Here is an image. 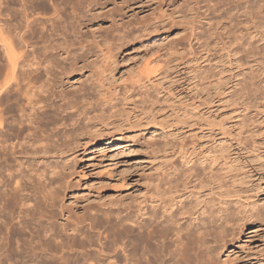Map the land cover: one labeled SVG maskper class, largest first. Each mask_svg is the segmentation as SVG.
<instances>
[{
  "label": "bare ground",
  "instance_id": "obj_1",
  "mask_svg": "<svg viewBox=\"0 0 264 264\" xmlns=\"http://www.w3.org/2000/svg\"><path fill=\"white\" fill-rule=\"evenodd\" d=\"M61 1L65 3L62 2V4ZM223 1L225 2L226 0ZM116 2V0H0V222L4 220L2 224H4L5 229L3 230L8 228V231L1 230L0 232L11 233L12 230L9 231V229L15 230L16 228L14 227L16 226L10 228L9 226L15 225L13 224L15 221V223H18L17 227L22 226L23 231L26 229V233L30 234L31 238L29 237L26 242H23L24 240L22 242L26 243L28 247L31 245L32 247L36 246L37 243H45L47 246L39 245L42 248L41 251L46 248L45 253H49L50 251H46L51 250V248L53 250L54 247L52 246H55L60 236L62 238V234L59 236V230L57 231L59 226L56 225V222L53 224V222L49 221L51 218L56 217L58 211L60 213L58 215H61V218L69 214V212L65 211L66 209L64 210L60 206L64 198L73 194L70 191L73 188L72 182L69 181L72 171L69 172V170L73 167L68 165L67 154L71 151L74 152L75 149L81 146H91L94 149H100L102 146V151L103 147L122 142L123 132H127L132 128L136 129L134 128L136 123L138 124L140 121L145 123L143 124L144 127L154 125V127L147 129V131L153 130L159 123L156 122L158 120L156 116L162 113V107L159 109L155 107L145 108L143 106L140 110L139 105H143V103L137 105L139 106L137 108L139 110H137L136 106L133 108L136 104L133 101L135 104L132 108H128V106V109L119 112V114L116 113L117 115L110 113L111 116L108 115L109 117H106L105 112L100 116L97 114L98 121L92 127H88V129L90 128L88 132L90 135L84 139V145H82V139H79V134L81 133L76 132L82 128L83 122L88 119L89 110H84L85 106L82 108V103L87 95L90 94L93 85L91 87L87 86L85 82L78 84L79 80L74 83L75 79L73 80V78H76L77 72L82 75V69H87L88 67H92V70L95 68L98 70L99 77L106 78L108 76L106 74L110 72L106 73L104 69L107 68L104 65L109 67L116 62L113 61L116 50H113L112 46L115 48L117 42L112 41L116 42L112 45L109 38L115 37L117 41L121 42L136 35L134 34L135 31L133 35L132 31H129L130 27L126 26L128 23L125 24V31L117 29L116 25H113L116 20L112 27L109 26L104 32L106 35L104 33H96L97 27L96 30L94 29L95 31L91 29L92 27H89L91 29V31L89 29L91 37L83 32L85 28L88 29L87 24L94 21L95 12H103L102 9H105V4L115 5L113 9L111 8L112 10L110 9L112 14L109 12L112 15L109 16H115L116 14L113 13H117L116 10L120 8L117 9L118 6L116 7V5L118 2ZM229 2V5L232 4L231 11L234 14V17H232L233 21H230L231 25L227 24L229 19H225L224 15L222 17H224L226 23L221 18L220 13L223 11L217 14L215 9H213L214 13L217 14L216 16L220 17V20L218 19L219 21L215 22L216 25L214 24L216 29H209L207 26L210 23H207L206 29H209L207 30L209 36L208 39L203 40L202 48L204 47L205 54L210 52V48L213 47V50L215 48L219 49L218 53H221V57H233L232 61L223 65L221 72H225L227 67L230 68V71L232 67H236V70L239 69L244 72L242 76L248 80L243 79L239 74L237 77L239 79L241 77L240 81H236L238 83L235 82L233 86H227L223 80V75H221L219 80L211 82L213 86H208L210 91L206 92L207 96L205 95L204 101L209 103V105L216 101V103H223L228 97H237L236 99H239L238 96L240 94L244 95L246 93L244 95L246 96L245 98L240 96L244 100L241 102L240 100L239 102L237 101L238 104L236 106L245 108L246 112L248 109L256 111L257 113L255 112V114H258L259 121L253 120L261 124L258 126L261 127L263 125L262 128L260 131L249 128L248 131L244 127L246 122L242 121L243 127L248 131V133L246 132L247 136L244 135L245 137H243L242 134H234L235 130L233 131V128L229 126L230 124L227 125L228 123L223 118L226 116H223L218 121L215 118L218 115L215 114V117H213V115L209 114L207 116V114L205 115V113H201L198 110L200 108H198V105H191L190 103V105L186 104V106L184 104V107L180 108L181 110L177 108L178 110H176L177 112L173 118L167 122L164 120L161 123L167 126L162 125L161 127L165 126L168 129H172L175 124L178 126L179 123L181 126L179 125L175 132L173 130L167 134L166 138L168 140L164 145L153 144V150L151 149V173L148 175L150 177L148 182L145 181L143 183V185L145 183L146 185L144 189L139 191V196L133 199V208H127L122 205L121 208L116 210L117 212H113L112 208L104 206L100 209L94 210V208H91L89 211L84 210L81 216L78 213L76 220L79 224L87 223L88 218L91 219L90 222L95 220L93 223H96L97 220V223L105 222L103 224L108 226L104 227L99 233L101 238H95L96 235L94 237L92 234H86L85 240L82 237L81 242L84 240L83 249L80 246L82 250L87 248L84 251L86 255L84 254V258L81 256V259L79 257L75 258V260L69 258L72 262L69 261L70 263L68 262L67 264H219L222 262L221 256L227 254L228 251L234 252L232 248L235 246L236 239L248 233H255L257 230L253 229V225L256 223L257 226V224L264 221V206L260 204L258 193L256 189L254 190L256 182L264 181V47L260 52L257 50L258 45L264 44V0H229ZM146 3L145 0H120L118 4H141L142 6V4L145 5ZM227 3L226 1L225 4L227 5ZM217 5L219 7L220 4L217 3ZM97 9L101 10L96 11ZM125 9L129 11L132 9L133 11L132 6L127 5ZM218 9L216 8V10ZM221 9L223 10L224 7H221ZM213 10L211 9L209 13H213ZM109 13L107 11L106 15ZM119 13L121 14V12ZM229 13L228 16H233V14ZM103 16L101 15V17ZM109 16H107L108 19L110 18ZM228 16L226 18H229ZM121 19L122 17L119 20L121 21ZM216 19L215 21H217ZM207 20L210 22L214 21L211 18ZM146 27H149V25L146 24ZM98 29L100 31L101 27ZM150 30L152 29L149 28V31L144 33H149ZM155 30L157 29L152 32L155 33ZM214 30H217L220 35ZM222 32L225 37H223ZM214 33H217L216 37ZM196 40L200 42L199 39ZM108 41L111 44L108 45L112 49L107 48L108 50L105 51ZM118 46L117 44L116 47ZM122 46L123 44L119 47L122 48ZM120 48L119 51H121ZM240 53L248 56V60L242 61L241 58H237ZM99 58H101V61L97 62ZM163 73L166 74V72ZM109 75L111 76V73ZM142 76H138L141 80H138L137 77L136 82L138 84L147 77L143 76L145 78H142ZM163 76L161 74V78ZM204 76L201 78H204ZM104 78L103 80L105 81ZM98 79L96 80L97 86L94 84L96 86L94 90H98L99 87H105L101 84L103 81H98ZM204 81H207V79ZM150 82L149 79L147 83ZM242 82L243 84L246 82L245 86ZM199 85L196 86L199 87ZM202 86L201 84L200 89H202ZM143 87L146 90V87ZM202 90L200 94L204 91ZM99 91L98 95H100ZM141 91L143 95V88ZM101 94L103 97V92ZM168 94L170 95V92ZM145 95L146 93L142 98ZM129 97L131 99V96ZM149 101L153 103L152 99ZM85 103L89 105L88 103L90 102L86 100ZM94 104L96 103L94 102ZM153 104L156 105L155 102ZM153 104L152 106H155ZM228 108L230 109V107ZM245 110H243L244 114L246 113ZM136 113H140V118H137ZM231 113L233 112L231 111ZM235 113L238 114L239 111ZM253 117L251 116V119ZM231 121H233V117ZM248 123H252V121H248ZM161 124L159 123L158 126ZM239 124L237 123V125ZM197 125L200 130L205 127L208 131L194 133L193 128ZM248 125V127L251 126L250 124ZM159 130L163 132V129ZM186 130H192L191 133L193 135L191 134L190 138L193 137L194 139L197 137L201 140H199L200 143H188L186 135L189 132H186ZM236 131L238 132V129ZM71 132L78 133L79 138H73L77 134L72 137ZM82 134V137L87 136V132L85 136L84 133ZM204 140L206 142H203ZM113 196L108 195L107 199ZM93 210L96 211L95 214H102L105 218L101 217V215H98L99 217L93 215ZM47 215L51 218L46 220L44 218ZM67 217L68 223H65L66 225L68 224L67 226L70 225L69 223H77L69 222L68 219L71 216ZM100 218H103L104 221H101L102 219L100 220ZM15 219H17V222ZM70 221L72 220L70 219ZM78 223L76 225L72 224L75 227L71 226L72 229H68V231L73 233L81 230L82 228ZM91 225L89 224V227ZM77 226L81 229H78ZM90 231H92L91 228L89 233H91ZM50 232L52 233L50 234L51 237L48 236L49 239L46 240L44 238L45 233ZM2 233L0 234L1 236ZM78 234L81 235L80 233ZM74 237L75 239L77 238L75 235ZM14 239L16 240L15 237L7 240L10 243L12 241V245L13 242L16 245L18 242L16 243ZM65 241L62 242V246L63 243H66ZM77 241L81 243L79 239ZM23 243L21 244L19 241L18 246H25L26 244L23 245ZM7 244L9 243H6V246ZM81 244L83 245V243ZM59 245H57L58 248ZM61 245L60 248H62ZM3 246L0 248L1 250L6 247L3 248ZM18 246L15 250H21V247L18 248ZM48 246L50 249L47 250ZM72 246L71 250L74 249V246ZM26 247L24 248L26 249ZM64 247L63 251L66 250ZM33 249L36 250L37 248L33 247L31 249L30 247L31 251ZM30 250L28 251L30 252ZM54 250H56V246ZM21 251L23 252V249ZM37 251H32L31 256H34L33 254ZM28 253L25 254L26 256L24 255L27 259L29 258ZM37 255L40 258L41 254L37 253L33 258L34 260L35 257H38ZM24 256L22 255V257ZM55 256L50 255V259L55 258ZM64 256L67 258L66 253ZM12 257L9 256L10 259ZM22 257L20 258L22 259ZM65 257L63 258L66 259ZM15 258L18 259L19 257ZM39 258H37L38 262L41 260ZM27 259L25 261H22L23 259L21 261L20 259H18L19 261L14 260L12 264H39L44 261L42 259L38 263L36 260L33 261L32 258V260L29 258L30 261ZM50 259L48 256L46 259L47 263H45L49 264ZM60 259H56L58 263H61ZM63 261L65 262V260ZM228 261L230 262L231 260L229 259ZM223 262L225 264V260Z\"/></svg>",
  "mask_w": 264,
  "mask_h": 264
},
{
  "label": "rangeland",
  "instance_id": "obj_2",
  "mask_svg": "<svg viewBox=\"0 0 264 264\" xmlns=\"http://www.w3.org/2000/svg\"><path fill=\"white\" fill-rule=\"evenodd\" d=\"M116 1L118 3H120V0H116ZM205 1H207V2H205ZM226 1L228 2L227 5L225 4ZM226 1L224 2L223 0H221V1L220 0H204V1L203 0H147L146 1L145 0V2H147L148 4L147 3L145 5L142 4V6H141V4L140 5L139 4H126V5L122 4V5H120L116 2L117 3L116 7L118 6L117 9L119 7L122 8L121 10H120V8L118 10H116L117 13L121 12V14L119 13L120 15L118 14L119 16L117 15L116 12L113 11L114 12L113 14H116L115 15L116 17L115 16L111 17L112 16L111 10L115 6L114 4H105L106 7H105V9H102L103 12H101V11L95 12L96 14H95L94 21H91V23L89 22V24H87L88 29L85 28L86 31L83 30V32L86 33L88 36L91 35V34H89V29L91 27H92L91 28L92 30H94V29L96 30V27H97L98 31L96 30V33L98 32L99 34H102L107 30V28H109V26L112 27V24L114 23L115 20H116L115 24H113V25H116L117 29H119L120 31H125V28H126L125 24L128 23V25L129 24L130 25L129 26L126 25V26L128 28L130 27L129 28L130 30L129 29L128 30L132 31L131 32L132 35H133L134 31L135 32L137 31V32L136 33L134 32V34H136V35H133V36H135V37L131 36L132 38L130 37V39H128L126 41L119 42V41H117V39L115 37L109 38V41L111 40L110 43L112 45H114L117 42L115 44L116 49L114 48V46H112L113 50H116V52L114 54V60H113L114 62L115 61L117 62V63L115 62L117 65L115 63L113 64L116 67L111 65V66H109L110 67L109 68V67L104 65V67L107 68L108 71H107V69H104V70L106 71V73L110 72L111 76L109 75L110 73H107L106 75H108L109 77L108 76L106 78H104L102 76L99 77L100 75H98V72H97L98 70H96L95 68H93L94 70H92L91 69L92 67L91 68L88 67L87 69H82V72L79 70L82 73V75H80V73L77 72L76 78H73V80L75 79V81H73L74 83H76L79 80L78 84H80L81 82L82 83L85 82V84H87V86L89 85L91 87L93 85L91 87L93 89L90 90L89 95L91 97L89 95H87L85 100H83L84 101L82 103L83 106L81 105L82 108L85 106V108H83L84 110L85 109L89 110V116H88V119H86L83 122V125H82L83 130L81 128L80 130L76 131L78 133H81V134H79L80 138L78 137V133H76V132H74V133L71 132V134H72L71 136L73 137L75 134H77L73 138L82 139V145H84V142H85L84 139H86L88 137V135H90V133H88L90 128L88 129V127H92L93 124L96 121H98V119H97L98 117H96V116H98V115L100 116L104 112H105L104 114L106 117L111 116V114H113V113H114V115H117V114H119V112H122L125 109L132 108V106L135 103L136 104L133 106V108L136 106L135 108L137 109L140 106V110L143 108V106L145 108L155 107V108H159V109L162 107L161 108L162 113H159L158 116H156L158 119L156 122H159L160 124L163 123L164 120H165V122H167L169 119L173 118L175 113L177 112L176 110L184 107V104L186 106V104L190 103L191 105L192 104L196 105V106L198 105V108L200 107L198 110L201 113H205V115L207 114V116H209V114L213 115V117H215V114L218 115L215 117V118H217L218 121H219V119H222L223 116H226L223 118L228 123L227 125L230 124L229 126L231 128H233L232 130L233 131L235 130L234 134H242L243 137H245V136H247L249 128H251L252 130H259L260 131V129L262 128L263 125L260 127L258 125H261V124L259 122L255 121V120L259 121L258 114L257 115L255 114L256 111L248 109L249 112L248 111L246 112L245 108H243V107L238 108V106H236L238 104L237 101L239 102V100H240V102H241L244 100L243 97L244 98L246 97V96H244L246 93L244 94L242 92L244 95L240 94V96H243L242 99L240 96H238L239 99H236L237 97H234V98L228 97L224 100V102H223L224 104L219 103V102L216 103L217 102L216 101L215 103H213V104L210 103V105H209V103L204 101L205 95L207 96L208 91H210L209 87L213 86L212 83L216 80H219L221 75H223V80L227 84V86L228 85L229 86L235 85V82L236 81L239 82L241 77L245 80H248L246 77L242 76V74L244 75V72H241V70H239V69L236 70V67H232V69H234L233 72H232V69L230 71V68H228V67L226 68L225 72H223V73L221 72V68L223 67V65L226 62L232 61L233 57H230V58L221 57L220 56L221 53L220 54L218 53L219 49L215 48V50H213L214 49L213 47L210 48V52L205 54L204 47L202 48V46H203L202 44L204 43L203 40L205 41L206 39H208V36H209L207 30H209L211 28L216 29V28H214V27H216L215 22H218L220 20V17L218 18V16H216L218 14V12L220 13L223 11L222 13H220L221 18L223 19L224 22L226 21V20H224V17H225V19H229V21L227 20L228 21L227 24L229 23L231 25L230 21H233L232 17H234L233 12L231 11L232 4L229 5V3H230L229 0H226ZM62 2L65 3L64 1H61V3ZM217 3L220 4L219 7H217L218 6ZM51 4H53V3H51ZM223 4H224V6H222ZM127 5L132 6L133 11H132V9L130 11L126 10L125 7H127ZM221 7L222 8L224 7V9L222 10ZM209 8H211L212 10L215 9L216 12L213 10V13L215 12L217 14L209 13V12H211L210 11L211 9H209ZM216 8H219L218 10H220V9L221 10L218 11V10H216ZM98 10H101V9H97L96 11H98ZM124 10H126V11L124 12ZM226 10H228L227 14H226ZM107 11H108V13L111 11L110 12L111 14L109 13L108 15H106ZM230 11H231V13H229ZM122 12H123V14H122ZM228 13L231 15L233 14V16H230V15L228 16ZM98 14H100V15H98ZM103 14H104V16H103ZM225 14L229 18H226L227 16ZM101 15L103 17H101ZM109 15H111V16H109ZM130 15H132V17H130ZM204 15H205V17H204ZM223 15H224V17H222ZM107 16H109L111 19L110 18L108 19ZM123 16H124V18H123ZM118 17H120V18L122 17L121 21L119 20L120 18H118ZM210 18H211V20L214 19V21H212L213 23L210 22L209 20H207ZM215 19L217 21H215ZM208 22L210 23V25H208L209 24ZM116 23H118L120 25H118ZM149 23H151V24H149ZM146 24H148L149 27H146ZM143 25L145 28L143 27ZM206 26L209 29L208 28L206 29ZM99 27H101L100 31L98 29ZM131 27H132V29H131ZM152 27H154V28H152ZM203 27H205V28H203ZM149 28L152 29L149 32L151 35L148 32H146V34L144 33L145 31H149ZM91 29H90V31H91ZM154 29H157V30H155V33L152 32V31H154ZM214 31L220 35V33L217 30H214ZM217 33L216 34L214 33V36L217 35ZM147 34H149V35H147ZM199 34H200V36H199ZM222 35H223V37H225L223 32H222ZM136 36H137V39H136ZM138 37L139 38L141 37L140 40H142V41H140ZM112 39H114V40H112ZM134 39H136V40H134ZM196 39H199L200 42H198ZM109 41L107 43L108 47L105 45L106 46L105 51H107L108 49H112ZM112 41H116V42H112ZM124 43H125V45H124ZM108 44H110V45H108ZM117 44L119 46L123 44L122 48H120L119 46L116 47ZM104 47H103V49H105ZM263 47H264V44L258 45V49H257L258 52H260ZM119 48L121 51H119ZM117 49H118V52H117ZM237 58H241L242 61L248 60V56H246L243 53L238 54ZM99 60L101 61V58L97 59V62ZM118 62H119V64H118ZM227 70H228V72H227ZM142 72H143V74H142ZM163 72H166V74ZM229 72H231L232 74L231 73L228 74ZM194 73H195V75H194ZM95 74L98 76H96ZM161 74L164 75L162 78H161ZM204 74L206 77L204 76ZM90 75L91 76L93 75L94 77L93 76L91 77ZM142 75L145 77L147 76L146 78H148V79H146ZM237 75L241 76L240 79H239V77H237ZM138 76H140V77L142 76V78H145V79H142V81H140L139 84L136 82ZM197 76H198V78H197ZM203 76L205 79L201 78ZM89 77L92 79H90ZM95 77H97V78H95ZM140 77H138V80L140 79ZM236 77H237V79H236ZM103 78L105 79V81L103 80ZM216 78H218V79H216ZM97 79H98V81H103L101 84L103 86H105L104 88L99 87L98 90H94L95 89L94 87L97 86V84H96ZM149 79L151 82L147 83V81ZM206 79H207V81H204ZM106 80L108 81V83ZM109 80H111L110 83H109ZM229 80H231V81L228 82ZM98 81H97V83H98ZM158 81H160V82L162 81V82L160 83ZM238 82H236V83H238ZM94 84H96V86ZM201 84L203 85L202 89L204 91L202 89H200ZM242 84H243V82H242ZM245 84H246V82H244L243 85L245 86ZM196 85L197 86L199 85V87H197ZM243 85H241V86H243ZM143 86L146 87V90L144 89ZM142 88L144 91L143 93L144 94L146 93L145 97H143V98H142V96H144V94L142 95V93H141ZM103 89H104V91H103ZM201 90L203 92H201V94H200ZM98 91L100 92L99 93L100 95H98ZM139 91H140L141 96H139L140 95ZM102 92H103V97L101 94ZM169 92H170V95L168 94ZM125 94H127L126 97H125ZM172 94L174 97L172 96ZM129 96H131V99H129L130 98ZM99 98H100V100H98ZM151 99H152L153 103L154 102L156 103V105L151 103V101H149ZM86 100L88 102H90V103H88L89 105H87V103H85ZM141 100H142V102H141ZM94 102L96 104H94ZM104 102H105V104H104ZM140 103H143V105ZM233 103L235 106L233 105ZM84 104H86L87 106ZM90 104H91V106H90ZM152 104L155 106H152ZM206 104H208V105H206ZM214 104H215V106L213 107ZM221 104H223V105H221ZM137 105H139V106H137ZM226 105L228 107H230V109ZM86 107H88V108H86ZM221 107H223V108L225 107V108L223 109ZM233 107H235V108H233ZM159 109H156V110H159ZM210 109H212L214 111H212ZM137 110H139V109H137ZM174 110H175V112L173 113ZM243 110H245V112H246L245 114H244ZM109 111H111V112H109ZM231 111L236 116L233 113H231V114H233L234 116L233 115L230 116ZM238 111H239V113H238ZM235 112H237L238 114H236ZM252 112H254V113H252ZM221 114H223V115L221 116ZM228 114H230V115H228ZM253 114H255V115H253ZM139 115H140V113L137 114V116H138L137 118H140ZM248 115H251L252 117L253 116L254 117L251 119V116H248ZM232 117H233V121H231ZM240 117H242L241 118L242 120L239 119ZM245 117H247V118H245ZM224 119H223V121H225ZM253 119H255V120H253ZM139 121H140V119H139ZM242 121H244V123L246 122L245 125L247 127L249 126L248 124H250L251 126L247 128L244 124L241 123ZM248 121L249 122L252 121V123H248ZM253 121H255V122H253ZM141 122H142V124H141ZM159 123H157V126H155L156 127L155 129H153V130L151 129V130L147 131V129L154 127V125H147V126L145 125L146 127H144L143 124H145V123L143 121H140V123L139 122H138V124L136 123V127H134L136 129L132 128L131 130H129L127 132H123L122 142H119L117 144L115 143V144L107 146V147H103L102 151H101L102 146L100 149H98V148L94 149V147H91V146H88V147L81 146L80 148L75 149L74 152L71 151L73 153L69 152V154H67L68 155L67 161L69 160L68 165H70V167H73V168H70V170H69V172L72 170L71 175L69 174L70 175L69 181L72 182L71 184H72L73 188H71L70 191L73 192V194L72 195L70 194L66 198H64L62 200L63 204L61 202L60 206L62 207V209H64V210L66 209L65 211L69 212V214H66V217L71 216L70 219L72 221H70V219H68L69 222H74V223L77 222L76 219L78 218V213H80L79 215L81 216L82 211H84V210L89 211V210H91V208H94V210H95V209H100V208H103L104 206H106V207H110V209L112 208L111 210L113 212H117L116 210L121 208L122 205H124V207H127V208H129V207L133 208V206H134L133 205V201H134L133 199L134 198L136 199L139 196L138 195L139 191L144 189V187L146 185V183L144 185H143V183L145 181L148 182V179L150 177L148 175H150V173H151L153 144L159 143L161 145H164L168 140V138H166L167 134L173 130L175 132L176 128L179 127V125H180V123L178 124V126H177V124H175L176 126L174 125V128L168 129L165 126L161 127L162 125H166V124H161V125H159L160 126L159 127L158 126ZM237 123L238 124L240 123L241 125L240 124L237 125ZM253 123H255V124H253ZM243 125L248 131L243 127ZM84 127H85V130H84ZM203 128H205V127H203ZM203 128L200 130V127L198 128V125L195 126L193 128L194 133H198V131L199 132H207L208 131L207 128H205V129H203ZM159 129H163V132H161ZM236 129H238V132L236 131ZM191 131L192 130H189V131L186 130V132H189L186 135V137L188 138L186 141L188 143H195V142L200 143L201 140L199 138H197V137H195L194 139H193V137L190 138L193 135L191 133ZM241 131H243V132L241 133ZM86 132H87V136L82 137L83 136L82 133H84V136H85ZM73 138H71V139H73ZM203 142H206V141L204 140ZM73 149H74V147H73ZM104 151H106V152H104ZM72 154L73 155L75 154V155L73 156ZM258 183L259 182H256V187H254V190L256 189V192L258 193L257 196L260 200V204L262 206H264V199H263L264 198V194H263L264 193V190H263L264 189V181L262 180V181H260L259 184ZM257 187H259V188H257ZM257 189H258V191H257ZM259 189H261V190H259ZM114 194H115V196H113ZM108 195L113 196V197H109L113 201L109 198H108L109 200L107 199ZM102 199H103V201H102ZM261 201H263V202H261ZM105 203L106 204L108 203V205H106ZM94 210H93L94 214L93 213L92 214L95 216H98L99 213L95 214L96 211H94ZM58 214H60L59 211H58ZM57 215H56V217H54L55 219L51 218L49 215H47L49 217L46 216L44 219L47 220V218L48 219L51 218V220L49 222H53V224H54V222H56V225L59 226L57 231L59 230L58 231V233H60L59 236L62 234V238L60 236L59 237L60 239L58 238L59 240H57L58 242L55 243L57 251L54 250L55 249V246L53 245L54 243L52 244L53 245L52 247H54L53 250L55 251L54 252L51 248L52 253H51V250H48V249H50L49 246L47 247L48 251H46V252L50 251L49 253H45L46 248H44V246H42L44 249H43V251H41L42 248H40L41 246H39V245H42L43 243L42 244L37 243L36 246H33V247H35V249L37 248L38 251H37V249L36 250L33 249L32 251H37V252H35L34 254L32 253V254L35 256L37 253H39V255L41 254L40 258L38 255H37L38 256L37 258L44 260L41 263H39L41 260L38 262L37 261L38 259L35 257L36 262H38L39 264H42V263L44 264L46 262V259L48 256L50 259V255L51 256L56 255L55 258L57 260H59V258H61L60 259L61 263L59 262L60 264H62V263L67 264L69 261L72 262L73 259L75 260V258L77 259L78 257H79V259H81L82 258L81 256H83V258H84V254L86 253L84 251H86L87 248H84V250H82V249L84 247L83 241L86 238L85 236H87L86 234H89V235L92 234V236H94V237L96 235L95 238H101L99 233H101V231H102V229H104V227L108 226L107 224H105L106 226L103 224L105 222H103V223L101 222V224H100V222L97 223V220H96V223H93L95 220L93 222H90L91 219L87 218V223L83 222V223L79 224L77 222L79 224V226H81V228L84 231L79 226H77L78 229L80 228L81 230H79L78 232H73L74 233L73 234L71 231H68V229H72L71 226L76 225L77 223L76 224L69 223L70 224L69 225L70 228H69V226H67L68 224L67 225L65 224L67 222L68 217L67 218L66 217L61 218V215H58V216ZM100 215H101V217H103L102 214H100ZM98 217H96V218L99 219ZM103 218H105V216ZM103 218H100V220L102 219L101 221H104ZM52 219H53V221H52ZM15 220L17 222V219H15ZM63 220H65V221H63ZM2 223H4V220H1V222H0V231L1 230L2 231H6V230L8 231V228L6 230H3L5 228H4V224H2ZM263 223H264V221L260 224H257V226H256V223L253 225V229L257 230L255 233H251V234L248 233V234H245L242 237L236 239L237 241L235 240V243H234L235 246L232 248V251H234V252L228 251L227 254H229V255L225 254L224 256H221L222 262H220L219 264H223L224 260H225V264H257V263L258 264H264V230H263L264 224ZM13 224H15V225L9 226V228L12 226H16V227H14V228H16L15 230H13L11 228L9 229V231L12 230L11 233H13V235H11L10 232H9L10 234L9 233L6 234L3 232L5 234V237H4L3 233L0 232V234L2 233V236L0 235L1 236L0 237V242H1L0 244L4 245L3 248L6 246V243H9L6 246L8 248L5 247L7 250L5 248H4V250L2 249L3 251L0 249V264H12L14 262V260L16 259V258L14 259V257H17V258L19 257L18 259H20V261L22 259H23L22 261H25L27 259L25 257L26 256L25 254L29 252L28 250H30V247H31V249L33 248L32 245L28 247V245L26 243H23V242H26V239H29V237H30V234H28V232L26 233V229H25V231H23L22 226L17 227L18 223H15V221L13 222ZM61 224H65V225L62 226ZM89 224L90 225L92 224V225L89 227ZM74 227L75 226H73V228ZM258 227L259 228L261 227V228L259 229ZM88 228H89V230L91 228V230H92V231H90L91 233H89V230H87ZM85 231L88 233H86ZM248 231H250V230H248ZM76 233L77 234L80 233L82 236L79 234L77 235ZM50 234H52V233L51 232L45 233V236H44V234H42V235L44 236V238L46 240H48L49 239L48 236L51 237ZM15 235H17V236H15ZM46 235H47V238H46ZM74 235L77 236L76 239H75ZM6 237H8V238H6ZM14 237L16 238V240L14 239V241H16V243L17 242L19 243V241H20L21 244L23 243V245H25V244L27 245V247H26V245L23 247H22V245H20L21 250L23 249V252L20 249L15 250V248L19 245L18 243L15 245L13 242V245H14L13 246L12 241L10 243V241L7 240V239H12ZM40 237H41V235H40ZM40 237H39V239H40ZM82 237L84 240L81 242ZM5 238H6V241H5ZM44 238H41V239L43 240ZM62 239H64V240H62ZM78 239L81 243H83V245L81 243H78V241H77ZM60 240H61V242H60ZM7 241H9V242H7ZM63 241H65L68 244L63 243V246H62L61 244ZM75 243L78 245H76ZM56 244L57 245L60 244L62 246V248H60V245H59V248H60L59 249ZM2 245H0V248L2 247ZM33 245H35V244H33ZM43 245L47 246L45 243ZM80 245L82 246V249H81ZM9 246H12V247H9ZM64 246H66V247H64ZM71 246L74 248V249L72 248L73 250H71ZM78 246H80V247H78ZM20 247L18 246V248H20ZM24 247H26V249ZM50 247H51V245H50ZM63 247H64V249L66 248L67 251L66 250L63 251ZM11 249H13L12 252H11ZM80 249H81V251H80ZM58 250H60V251L62 250L63 252L62 251L58 252ZM68 250H70V251H68ZM1 251H2V253H1ZM32 251L30 250V252H29L30 255H29V253L27 254L30 259L34 258V256H31ZM13 252H15V253H13ZM17 252H19V254L21 253L23 256L25 255L24 257L26 259L24 257H22L21 254L20 255L17 254ZM53 252H54V254H53ZM82 252H83V254H82ZM5 253H6V255H4ZM23 253H25V254H23ZM59 253H61V254H59ZM65 253L67 254V258L64 256ZM13 254H14V256H13ZM47 254H49V255H47ZM57 254H59L61 257ZM68 254H70L69 255L70 257L68 256ZM15 255H17V256H15ZM9 256L10 257L13 256L12 257L13 259L12 258L10 259ZM41 256H42V258H41ZM43 256L45 259L43 258ZM226 256H228V257H226ZM254 256H256V257H254ZM20 257H22V259ZM63 257H65L66 259H64ZM55 258H51L52 260L50 259V263L48 260V263L49 264H53V263L59 264ZM69 258L70 259L72 258V260H70ZM18 259H16V260H18ZM30 259L28 261H30ZM53 259H55L57 262ZM229 259L231 260L230 261L231 263L228 261ZM35 260L33 259V261H35ZM63 260H65V262ZM51 261H53V262L51 263Z\"/></svg>",
  "mask_w": 264,
  "mask_h": 264
}]
</instances>
